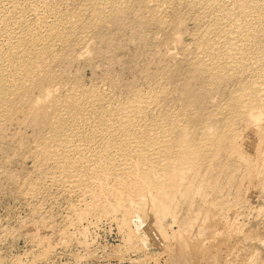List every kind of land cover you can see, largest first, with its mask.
Instances as JSON below:
<instances>
[{
    "label": "rangeland",
    "instance_id": "obj_1",
    "mask_svg": "<svg viewBox=\"0 0 264 264\" xmlns=\"http://www.w3.org/2000/svg\"><path fill=\"white\" fill-rule=\"evenodd\" d=\"M0 264H264V0H0Z\"/></svg>",
    "mask_w": 264,
    "mask_h": 264
}]
</instances>
